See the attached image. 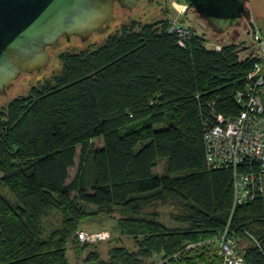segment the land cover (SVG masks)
I'll use <instances>...</instances> for the list:
<instances>
[{
    "label": "trees",
    "instance_id": "obj_1",
    "mask_svg": "<svg viewBox=\"0 0 264 264\" xmlns=\"http://www.w3.org/2000/svg\"><path fill=\"white\" fill-rule=\"evenodd\" d=\"M169 27V19L134 22L99 48L61 54L60 75L1 111L0 184L16 202L0 192V264H72L70 246L80 258L93 246L80 243L81 224L116 210L137 251L114 248L107 263L91 252L82 264H150L215 237L230 217V233L248 242L244 264H264V198L231 216L232 173L209 168L204 148L214 115H239L236 94L259 54L221 42L216 51L192 29L181 47ZM166 201L184 206L185 228L137 216ZM52 211L60 222L44 238ZM186 256L190 264L205 259L199 249Z\"/></svg>",
    "mask_w": 264,
    "mask_h": 264
},
{
    "label": "rangeland",
    "instance_id": "obj_2",
    "mask_svg": "<svg viewBox=\"0 0 264 264\" xmlns=\"http://www.w3.org/2000/svg\"><path fill=\"white\" fill-rule=\"evenodd\" d=\"M146 1L138 3L137 8L129 11V9L121 7L119 4H115L114 15L115 20L111 22L112 28H109L105 32H95L94 36L99 38H93L92 36L86 38V42L82 45L79 37H71V41L67 42L66 37L61 38V43L47 48V53L50 57L46 69H42L39 73H22L13 82V85L8 88L9 94H0V113L1 111L14 99L19 97H26L29 95L32 89L42 86L47 81H51L62 72V64L60 61L61 54L64 53H79L83 51H89L103 46L110 36L119 34L124 27H129L132 23L147 24L153 23L161 19L177 20L182 19L184 16V22H181L184 28L192 29L196 34L202 36L209 46L215 44H235L239 46L242 55H247L251 52H258L255 41L253 39V30L248 21L252 22L255 28L256 34L264 36V0H250L249 4H246L247 9L250 11L249 20H243L240 25L230 28L223 34L215 32L210 25L203 19H201L195 10L180 11L175 7L173 0L166 2L168 12L165 10L164 1H156L153 3L145 4ZM202 27H200V26ZM212 30V31H206ZM92 146L95 149H101L103 146L102 139H96L92 141ZM81 148H77V156L75 160V166L70 169V181L76 176L80 165ZM165 162L161 161L158 167L154 170L157 174L163 173ZM89 167V164H88ZM91 172V169L89 173ZM88 179V191L91 190V178ZM0 192L6 197L12 204H15V199L11 193L0 184ZM75 196V194H73ZM95 210V209H94ZM140 218H153L161 221L171 229H183L185 224L183 220L186 212L184 206L178 201H166V202H153L152 204L144 207L140 211ZM51 216L44 220V233L43 237H48L53 230L59 225L60 215L52 211ZM135 216V215H134ZM125 217L119 210H116L111 216L100 215L96 218H91L84 221L81 224V230L89 232L106 231L111 235V239L107 242L99 243L90 247L88 251L80 258L76 255L75 248L70 246L68 251V257L72 264H82L81 261L88 253L94 252L100 256V261L107 263L110 259L109 253L114 248L124 247L130 252L137 251V248L133 240L127 236L121 234V230L118 221ZM248 245V242L239 240V248ZM79 258V259H78ZM99 264V263H89Z\"/></svg>",
    "mask_w": 264,
    "mask_h": 264
},
{
    "label": "water",
    "instance_id": "obj_3",
    "mask_svg": "<svg viewBox=\"0 0 264 264\" xmlns=\"http://www.w3.org/2000/svg\"><path fill=\"white\" fill-rule=\"evenodd\" d=\"M141 1H164L168 9V0H0V94L10 95L8 88L22 73L46 69L50 59L47 48L61 43L62 37L67 42L79 37L81 45L90 36L97 39L95 32L112 28L115 4L131 11ZM173 1L186 11L195 10L218 34L250 18L246 7L250 0ZM184 16L177 20L184 22ZM248 22L255 39L254 25Z\"/></svg>",
    "mask_w": 264,
    "mask_h": 264
},
{
    "label": "built area",
    "instance_id": "obj_4",
    "mask_svg": "<svg viewBox=\"0 0 264 264\" xmlns=\"http://www.w3.org/2000/svg\"><path fill=\"white\" fill-rule=\"evenodd\" d=\"M169 34L178 37V44L184 47L192 36L190 29L178 20H170ZM259 61L254 62L247 75L245 87L237 92L236 102L240 107L234 119L214 115V122L204 133L206 163L211 169H225L232 173L233 206H244L257 198H264V36L255 33ZM216 51L220 45L214 46ZM231 217L225 228L215 237L188 244L173 256L163 258L156 255L150 264H190L186 253L200 250L204 261L197 264H244V256L239 248V240L230 233ZM82 245H96L107 242L111 235L106 231L77 233ZM248 237L256 243L255 239Z\"/></svg>",
    "mask_w": 264,
    "mask_h": 264
},
{
    "label": "bare ground",
    "instance_id": "obj_5",
    "mask_svg": "<svg viewBox=\"0 0 264 264\" xmlns=\"http://www.w3.org/2000/svg\"><path fill=\"white\" fill-rule=\"evenodd\" d=\"M175 7L176 8H178L180 11H184L185 10V6H183V5H179V4H177V3H175Z\"/></svg>",
    "mask_w": 264,
    "mask_h": 264
},
{
    "label": "crops",
    "instance_id": "obj_6",
    "mask_svg": "<svg viewBox=\"0 0 264 264\" xmlns=\"http://www.w3.org/2000/svg\"><path fill=\"white\" fill-rule=\"evenodd\" d=\"M243 240V242H247V240L246 239H242Z\"/></svg>",
    "mask_w": 264,
    "mask_h": 264
},
{
    "label": "flooded vegetation",
    "instance_id": "obj_7",
    "mask_svg": "<svg viewBox=\"0 0 264 264\" xmlns=\"http://www.w3.org/2000/svg\"><path fill=\"white\" fill-rule=\"evenodd\" d=\"M249 4V3H248ZM247 21V20H246Z\"/></svg>",
    "mask_w": 264,
    "mask_h": 264
}]
</instances>
